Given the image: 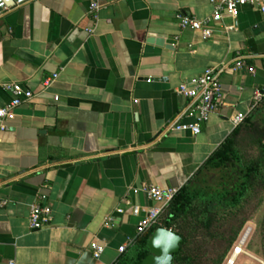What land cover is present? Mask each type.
Masks as SVG:
<instances>
[{
	"label": "crops",
	"instance_id": "1",
	"mask_svg": "<svg viewBox=\"0 0 264 264\" xmlns=\"http://www.w3.org/2000/svg\"><path fill=\"white\" fill-rule=\"evenodd\" d=\"M88 4L31 0L0 12V105L13 99L3 84L33 95L0 132V264H113L157 206L141 187H182L235 128L234 116L249 114L256 92L264 106L256 6L223 15L203 39L177 15L204 19L208 0H106L96 20ZM237 54L246 66L221 72L222 100L200 132L170 129L186 104L175 89ZM32 204L51 210L37 230ZM94 241L104 246L97 259Z\"/></svg>",
	"mask_w": 264,
	"mask_h": 264
},
{
	"label": "trees",
	"instance_id": "2",
	"mask_svg": "<svg viewBox=\"0 0 264 264\" xmlns=\"http://www.w3.org/2000/svg\"><path fill=\"white\" fill-rule=\"evenodd\" d=\"M264 203V106L235 126L179 188L156 225L136 237L113 264H141L152 231L165 226L181 237L171 264H223L244 225ZM247 248L264 261V213Z\"/></svg>",
	"mask_w": 264,
	"mask_h": 264
},
{
	"label": "built area",
	"instance_id": "3",
	"mask_svg": "<svg viewBox=\"0 0 264 264\" xmlns=\"http://www.w3.org/2000/svg\"><path fill=\"white\" fill-rule=\"evenodd\" d=\"M31 0H11V4H7L5 0H0V12L7 11L12 7L20 6ZM212 7V14L204 19H197L193 16L179 14V26L183 29H192L198 31L203 39L213 37L214 30L211 23L218 24L221 22L223 15H228L235 18L238 9L244 5L256 6L264 13V0H208ZM88 14L93 20H96L98 11L105 6L106 0H88ZM233 29L232 26L223 27L222 32ZM91 32V30H88ZM244 57L237 54L233 62L228 64H220L215 67H207L202 73L192 78L189 82L191 87L186 84L179 85L175 91L181 94L186 99V104L179 115L169 123L168 127L172 130H188L193 134L200 132V125L209 120L210 115L216 110L222 100V89L219 76L226 69L239 71L245 67ZM253 73V70L251 69ZM56 74L52 78L44 82V86L48 87L56 78ZM5 89H9L13 93V99L9 102L0 105V132L8 129V122L15 117L14 109L19 106L23 99L28 100L33 96L29 90L23 89L17 83L3 84ZM262 93L256 92L253 105H256L262 100ZM252 109V108H251ZM245 115L236 114L233 121L238 125ZM185 119H190L192 122H185ZM179 188H163L159 185H143L141 191L145 193L148 199L152 200L157 206H152L145 211L144 217L138 222L136 227V235L134 239L119 247V253L131 244L136 237L144 234L149 228L156 225L159 216L178 192ZM117 213L121 209L116 210ZM50 208L45 205L32 204L29 210V227L32 230H37L44 227L50 220ZM114 218L108 216L106 224L110 225ZM92 255L94 258H99L104 250V246L96 241L90 244Z\"/></svg>",
	"mask_w": 264,
	"mask_h": 264
},
{
	"label": "water",
	"instance_id": "4",
	"mask_svg": "<svg viewBox=\"0 0 264 264\" xmlns=\"http://www.w3.org/2000/svg\"><path fill=\"white\" fill-rule=\"evenodd\" d=\"M163 35H158L156 43L163 44ZM174 41L167 40V44ZM181 237L165 226L155 228L148 241V254L142 259L141 264H171L173 254L179 250Z\"/></svg>",
	"mask_w": 264,
	"mask_h": 264
},
{
	"label": "rangeland",
	"instance_id": "5",
	"mask_svg": "<svg viewBox=\"0 0 264 264\" xmlns=\"http://www.w3.org/2000/svg\"><path fill=\"white\" fill-rule=\"evenodd\" d=\"M263 213H264V203L261 205V207L254 214L253 218L244 225L240 235L238 236L237 240L234 242L231 249L229 250L223 264H229V261L231 260L233 254H234V250L240 244H241L240 248H241L242 252L238 253L235 256L232 264H264V261L261 258H259L257 255H255L253 252H251L247 248V245L255 236L256 222H258L261 219ZM246 231H248V235L245 238V240L242 241L243 235Z\"/></svg>",
	"mask_w": 264,
	"mask_h": 264
},
{
	"label": "bare ground",
	"instance_id": "6",
	"mask_svg": "<svg viewBox=\"0 0 264 264\" xmlns=\"http://www.w3.org/2000/svg\"><path fill=\"white\" fill-rule=\"evenodd\" d=\"M247 235H248V231H246V232L244 233L243 238H242V241L245 240V238L247 237ZM240 245H241V244H240ZM240 245H238V246L236 247V249L234 250V254H233L231 260L229 261V264H232L233 259L235 258V256H236L238 253L242 252V250H241V248H240Z\"/></svg>",
	"mask_w": 264,
	"mask_h": 264
}]
</instances>
